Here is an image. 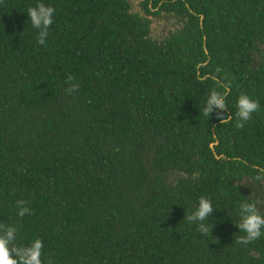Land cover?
I'll return each instance as SVG.
<instances>
[{
    "label": "trees",
    "instance_id": "obj_1",
    "mask_svg": "<svg viewBox=\"0 0 264 264\" xmlns=\"http://www.w3.org/2000/svg\"><path fill=\"white\" fill-rule=\"evenodd\" d=\"M39 2L55 9L43 45ZM137 5L0 0V222L54 264H264V236L236 243L240 203L259 199L244 185H264V0ZM161 13L176 25L156 39ZM213 90L228 123L203 115ZM241 93L260 108L237 128ZM201 196L211 235L184 219Z\"/></svg>",
    "mask_w": 264,
    "mask_h": 264
},
{
    "label": "clouds",
    "instance_id": "obj_2",
    "mask_svg": "<svg viewBox=\"0 0 264 264\" xmlns=\"http://www.w3.org/2000/svg\"><path fill=\"white\" fill-rule=\"evenodd\" d=\"M55 9L47 6L42 2L30 6L26 10L28 20H30L33 29L38 32L37 42L43 45L48 37V29L53 23V15ZM74 77L68 76L66 80L67 87L65 92L69 95L78 91L79 85L74 83ZM227 93L213 90L209 93L205 106L203 108V115L210 117L215 111L216 118L221 124L228 123L232 120L231 115H224L227 110L226 105ZM235 126L243 128L245 123L252 118L253 113L257 112L260 104L257 100H253L247 94L241 93L235 103ZM257 179H264V177L257 176ZM245 198L239 205V225L238 229L244 235L236 237V243L242 245H249L253 241L258 240L264 236V214H261L258 203L259 201ZM26 201L23 199L16 201L17 215L23 218L25 215H32L30 208L26 206ZM214 211L212 202L207 197L201 196L198 200L197 207L186 219L189 223L198 225L197 231L203 235H211L214 224L205 223ZM17 227L7 223L0 222V264H54L51 257L47 261L42 260L43 255V241L39 238L33 240L30 244L20 246L16 243Z\"/></svg>",
    "mask_w": 264,
    "mask_h": 264
},
{
    "label": "rangeland",
    "instance_id": "obj_3",
    "mask_svg": "<svg viewBox=\"0 0 264 264\" xmlns=\"http://www.w3.org/2000/svg\"><path fill=\"white\" fill-rule=\"evenodd\" d=\"M127 1L130 9L138 10L137 0ZM148 18V33L151 37L156 39L165 35L168 29H173L176 25V21L172 15L161 13L159 15H148ZM251 185L252 186L245 184L244 188H246L247 192L249 191L248 193L259 196L258 207L264 214V185H256L254 182L251 183Z\"/></svg>",
    "mask_w": 264,
    "mask_h": 264
}]
</instances>
